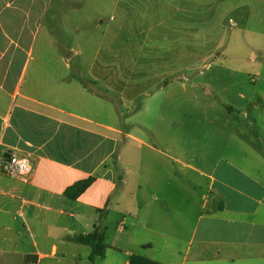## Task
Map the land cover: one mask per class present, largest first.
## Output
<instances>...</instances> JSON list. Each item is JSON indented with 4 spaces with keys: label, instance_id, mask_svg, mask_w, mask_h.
I'll return each instance as SVG.
<instances>
[{
    "label": "crops",
    "instance_id": "1",
    "mask_svg": "<svg viewBox=\"0 0 264 264\" xmlns=\"http://www.w3.org/2000/svg\"><path fill=\"white\" fill-rule=\"evenodd\" d=\"M243 1L217 0L233 8ZM245 1L264 8V0ZM48 6L0 0V156L17 152L32 167L29 181L0 173V264H129L132 255L161 264H264V128L255 143L229 112L226 121L198 123L161 98L144 139L110 121L105 98L96 107L89 96L35 95L24 57L30 47L5 25L17 8L36 23ZM87 178L76 198L65 195ZM94 229L106 247L91 261V247L71 237Z\"/></svg>",
    "mask_w": 264,
    "mask_h": 264
},
{
    "label": "rangeland",
    "instance_id": "2",
    "mask_svg": "<svg viewBox=\"0 0 264 264\" xmlns=\"http://www.w3.org/2000/svg\"><path fill=\"white\" fill-rule=\"evenodd\" d=\"M198 3L49 0L46 17L36 23L25 20L21 7L5 26L21 32L30 47L24 57L35 95L89 96L96 107L105 98L110 121L127 123L144 139L150 138L155 99L171 98L176 116L192 115L198 123L205 117L226 121L230 113L260 144L255 133L262 136L264 123L253 118L264 119V8L245 0L236 8L217 0ZM91 68L98 70L95 79L87 75ZM80 82L104 95H93Z\"/></svg>",
    "mask_w": 264,
    "mask_h": 264
},
{
    "label": "trees",
    "instance_id": "3",
    "mask_svg": "<svg viewBox=\"0 0 264 264\" xmlns=\"http://www.w3.org/2000/svg\"><path fill=\"white\" fill-rule=\"evenodd\" d=\"M92 181L91 178L84 179L77 182L72 187H69L65 190V195L69 198H76L83 190L90 184ZM72 240L87 244L91 247V253L89 259L92 261L93 257L96 255H102L106 247V244L103 242V234L99 233L96 229L88 234H79L71 237ZM129 264H161L138 255H132L129 258Z\"/></svg>",
    "mask_w": 264,
    "mask_h": 264
},
{
    "label": "built area",
    "instance_id": "4",
    "mask_svg": "<svg viewBox=\"0 0 264 264\" xmlns=\"http://www.w3.org/2000/svg\"><path fill=\"white\" fill-rule=\"evenodd\" d=\"M31 163L27 156L11 152L7 157L0 156V173L22 181L31 179Z\"/></svg>",
    "mask_w": 264,
    "mask_h": 264
}]
</instances>
